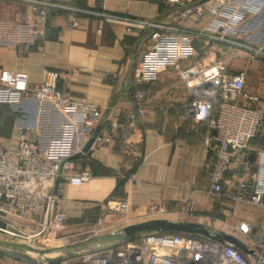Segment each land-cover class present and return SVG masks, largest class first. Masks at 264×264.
Masks as SVG:
<instances>
[{"label":"crops","instance_id":"obj_1","mask_svg":"<svg viewBox=\"0 0 264 264\" xmlns=\"http://www.w3.org/2000/svg\"><path fill=\"white\" fill-rule=\"evenodd\" d=\"M48 1L56 7L39 19L29 15V0H1L0 72L26 74L31 89L42 82L44 69L57 71L63 94L72 99L85 98L106 109L93 130L82 127L78 120L81 116L57 109L44 117L51 122L42 126L32 98L0 92V142L6 149H16L23 138L31 139L36 133L57 135L61 151L74 153L75 167L92 173V178L79 186H64L70 225L88 228L98 223L100 229L115 230L141 220L151 204L164 205L168 219H173L175 211L188 208L186 218L194 222L203 220L216 207L229 209L220 220L227 222L230 230H215L233 235L240 224L254 228L264 224L262 207L233 202L230 197V192L241 186L249 191L264 190V154H251L247 173L225 176L223 190L227 196L209 194L210 168L202 144L204 124L187 113L193 86L183 81L182 69L190 65L203 68L209 60L220 61L213 50L219 51L221 46L205 50L203 42L196 41L195 46L202 48L193 58L157 72L140 85L134 84L149 33L138 22L194 29L203 28L210 15L205 12L197 18L191 12L183 17L197 2L176 6L170 0ZM235 36L264 45V5L243 22ZM228 67L244 71L245 91L264 101V58L243 66L234 62V67ZM97 126L102 139H95L87 152L76 156ZM43 128L45 132L40 131ZM251 144L260 145L256 138ZM117 200L130 204L127 221L111 210ZM3 250L1 261L21 262Z\"/></svg>","mask_w":264,"mask_h":264},{"label":"built area","instance_id":"obj_2","mask_svg":"<svg viewBox=\"0 0 264 264\" xmlns=\"http://www.w3.org/2000/svg\"><path fill=\"white\" fill-rule=\"evenodd\" d=\"M170 1L176 6L197 2L195 8H188L183 17L192 12L200 18L207 12L210 20L203 28L194 29L152 21L138 22L149 33L134 84L140 85L154 78L157 72L193 58L196 41H202L205 50L221 43L242 51L249 61L264 58V45L250 44L235 36L248 15L255 16L260 12L264 0ZM29 3L39 19L56 7L48 0H29ZM181 76L187 86H193L187 113L194 121L204 124L202 144L210 168L209 194L226 196L223 190L225 176L228 173H247L251 166V154H264V146L254 147L251 144L262 128L264 101L245 91L244 71L233 70L221 61L209 60L203 68L186 66ZM60 78L59 72L44 69L42 82L29 89L26 74L2 70L0 92L32 98L42 126H46L44 123L47 122L44 117L57 109L81 116L78 120L82 127L93 130L106 108L90 104L85 98L72 99L63 94L59 87ZM43 129L40 131L45 132ZM57 131L59 128L55 133ZM95 139L102 138L97 135ZM60 144L57 135L45 137L43 133H36L31 139L23 138L16 149H6L0 142V236L5 240L33 250L61 247L51 242L59 239L56 231L71 221L65 211L64 186H79L91 179L92 173L76 168L72 159L74 153L64 154ZM233 200L264 209V190L249 191L241 186ZM111 210L126 220L130 204L128 200H117ZM188 210L181 208L173 213V219H168V209L164 205L151 204L143 220L137 222L159 218L189 221L186 218ZM237 231L235 236L253 251L252 256L226 242L182 233L151 234L118 246L76 254L60 251L43 255L21 253L39 264H264L260 255L264 252V224L256 228L241 224ZM99 233L94 231L89 237ZM60 240L64 246L69 245L66 237ZM55 253L63 255L51 258ZM0 264L6 263L0 260Z\"/></svg>","mask_w":264,"mask_h":264},{"label":"water","instance_id":"obj_3","mask_svg":"<svg viewBox=\"0 0 264 264\" xmlns=\"http://www.w3.org/2000/svg\"><path fill=\"white\" fill-rule=\"evenodd\" d=\"M100 131V126L94 129L93 135L86 141L82 150L76 156L87 152L95 141L97 134ZM162 233H182L201 235L203 237L218 241L226 242L233 245L246 255H253V251L240 240L237 236L224 232L212 230L210 227L194 222V221H173L167 219H150L141 222L131 223L121 228L114 230L113 232L99 234L96 236L88 237L82 241L75 242L64 247L49 250H33L27 246L20 245L14 242L5 240L0 236V247L4 248V254L13 258L14 260L26 262L30 264H36V260L29 259L23 255V253H33L37 255L50 254L53 252H63L71 254L73 252H80L84 250L99 249L111 246H118L130 241H134L140 237L148 236L151 234ZM23 252V253H21Z\"/></svg>","mask_w":264,"mask_h":264},{"label":"rangeland","instance_id":"obj_4","mask_svg":"<svg viewBox=\"0 0 264 264\" xmlns=\"http://www.w3.org/2000/svg\"><path fill=\"white\" fill-rule=\"evenodd\" d=\"M0 3H1V0H0ZM29 5H30L31 12L33 13V14L31 13V16L34 15V14L36 16V13L33 12L32 9H31V4H29ZM0 14H2V12H0ZM249 16L250 15H248V18H251L252 17V16H250V17ZM237 38H239V37H237ZM240 39L242 41L247 42V43H250V44H254V45L260 44V43L252 42V41L248 40L246 37L240 38ZM216 45H217L216 47L221 46V49L219 51H217L216 48H214L213 52L214 51L217 52V55H218L217 57L220 59V61L225 60L224 62L226 64H228L227 66L232 65L234 67V62H241L242 63V66H243L244 63H252L254 61V60L253 61H249L247 58H245L243 52H240V51L237 52V50H238L237 48H233V47H231L229 45H225V44H221V43H218ZM228 47L231 48V51L229 50ZM201 48H202L201 45H197V47L195 46V51L197 49L196 53L197 52L199 53L200 52L199 50H201ZM255 60H257V59H255ZM175 81H177V80H175ZM177 82L179 83V81H177ZM262 138H264V121L262 123L261 131H260L259 135L256 138V140L257 139L259 140V144H260L259 147L264 146V144L262 143V142H264ZM237 192L238 191H236V192H233V191L230 192L231 193L230 194L231 195L230 197L233 199L235 197V195H236ZM222 196L223 195H220L219 197H222ZM233 202H235V201L233 200ZM228 210L225 209V208H223V207L222 208L221 207H216L213 211L209 212L208 214H205V217L203 218V220H199L198 222L201 223V224H204V225L209 226L212 230H215V229H218V230L225 229L226 231H229L230 230V227H229L228 223L227 222H225L227 224L222 223V220H220L221 217H223L225 214H227L229 212ZM229 216H231V215H229ZM128 224H131V223H128ZM128 224H125V225H128ZM100 227L101 226L98 223L97 224L90 225V227H88V228H85V227H82V226H75V225L67 224L66 226H64L61 229H59L58 231H56L55 234L57 235V238H59V239H57V241L52 240L51 244L52 245H59L61 247H64L63 241L60 240L63 237H66V240L68 241V243L70 245V243H72V242H79V241L84 240V238H87L90 235H92V233L94 231L101 232L99 234H105L107 231H109V230L100 229ZM239 227H238V229H239ZM76 253L77 252H73V254H76ZM62 255H63V253H55V255H52L51 258L56 257V256L57 257L58 256H62ZM260 255L264 259V252L261 253ZM33 257H35V256H33ZM0 258H2V257H0ZM10 262H11V264H24L22 262H17L16 263V261H12V260ZM36 264H39V262H36Z\"/></svg>","mask_w":264,"mask_h":264}]
</instances>
